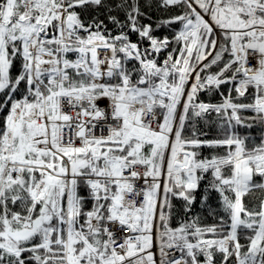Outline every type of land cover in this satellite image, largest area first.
Masks as SVG:
<instances>
[{
    "label": "snow or ice",
    "instance_id": "6c2138e0",
    "mask_svg": "<svg viewBox=\"0 0 264 264\" xmlns=\"http://www.w3.org/2000/svg\"><path fill=\"white\" fill-rule=\"evenodd\" d=\"M0 264H264V0H0Z\"/></svg>",
    "mask_w": 264,
    "mask_h": 264
}]
</instances>
